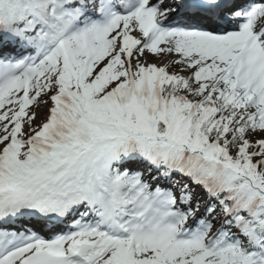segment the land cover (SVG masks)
Listing matches in <instances>:
<instances>
[{
    "label": "snow or ice",
    "instance_id": "1",
    "mask_svg": "<svg viewBox=\"0 0 264 264\" xmlns=\"http://www.w3.org/2000/svg\"><path fill=\"white\" fill-rule=\"evenodd\" d=\"M0 264H264V0H0Z\"/></svg>",
    "mask_w": 264,
    "mask_h": 264
},
{
    "label": "rangeland",
    "instance_id": "2",
    "mask_svg": "<svg viewBox=\"0 0 264 264\" xmlns=\"http://www.w3.org/2000/svg\"><path fill=\"white\" fill-rule=\"evenodd\" d=\"M153 62H157V63H159L158 61H153Z\"/></svg>",
    "mask_w": 264,
    "mask_h": 264
}]
</instances>
